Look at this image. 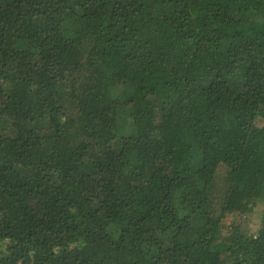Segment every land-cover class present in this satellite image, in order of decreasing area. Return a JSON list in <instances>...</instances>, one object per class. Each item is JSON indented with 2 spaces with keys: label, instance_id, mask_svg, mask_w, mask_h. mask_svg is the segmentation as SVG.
Here are the masks:
<instances>
[{
  "label": "trees",
  "instance_id": "16d2710c",
  "mask_svg": "<svg viewBox=\"0 0 264 264\" xmlns=\"http://www.w3.org/2000/svg\"><path fill=\"white\" fill-rule=\"evenodd\" d=\"M0 264H264V0H0Z\"/></svg>",
  "mask_w": 264,
  "mask_h": 264
},
{
  "label": "rangeland",
  "instance_id": "374dc122",
  "mask_svg": "<svg viewBox=\"0 0 264 264\" xmlns=\"http://www.w3.org/2000/svg\"><path fill=\"white\" fill-rule=\"evenodd\" d=\"M224 175H225V168L221 167L218 171V181L221 185L220 189H223L224 187ZM263 212V204L260 202L254 210H251L249 212H246L245 214H242L239 216L238 213L233 214H226V217L224 218L225 226L228 227L232 223H239L241 229L244 232L248 233H257L259 230L261 224V214Z\"/></svg>",
  "mask_w": 264,
  "mask_h": 264
}]
</instances>
